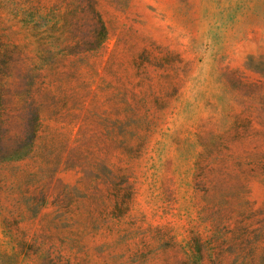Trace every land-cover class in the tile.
Segmentation results:
<instances>
[{
	"label": "rangeland",
	"instance_id": "rangeland-1",
	"mask_svg": "<svg viewBox=\"0 0 264 264\" xmlns=\"http://www.w3.org/2000/svg\"><path fill=\"white\" fill-rule=\"evenodd\" d=\"M0 264H264V0H0Z\"/></svg>",
	"mask_w": 264,
	"mask_h": 264
}]
</instances>
